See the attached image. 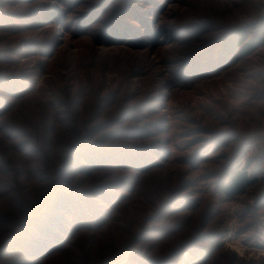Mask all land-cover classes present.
Wrapping results in <instances>:
<instances>
[{
    "label": "rangeland",
    "instance_id": "1",
    "mask_svg": "<svg viewBox=\"0 0 264 264\" xmlns=\"http://www.w3.org/2000/svg\"><path fill=\"white\" fill-rule=\"evenodd\" d=\"M263 17L0 0V264H264V45L221 48Z\"/></svg>",
    "mask_w": 264,
    "mask_h": 264
},
{
    "label": "trees",
    "instance_id": "2",
    "mask_svg": "<svg viewBox=\"0 0 264 264\" xmlns=\"http://www.w3.org/2000/svg\"><path fill=\"white\" fill-rule=\"evenodd\" d=\"M250 28L248 32L246 28L234 30L224 37L221 42V48L227 54L235 53L238 50L240 54H246L264 45V17L257 25ZM96 162L90 160V165L97 167ZM99 164L98 166H100ZM254 180L247 177L245 172L237 169L231 170L224 181L220 182L218 189L220 194L227 199H233L244 193L245 189L253 184Z\"/></svg>",
    "mask_w": 264,
    "mask_h": 264
}]
</instances>
